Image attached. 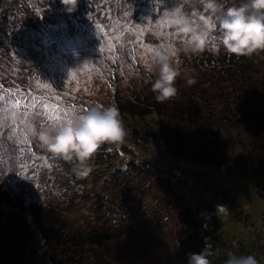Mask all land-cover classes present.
<instances>
[{
  "label": "rangeland",
  "instance_id": "rangeland-1",
  "mask_svg": "<svg viewBox=\"0 0 264 264\" xmlns=\"http://www.w3.org/2000/svg\"><path fill=\"white\" fill-rule=\"evenodd\" d=\"M53 1L27 2L29 9L35 4L41 21L38 27L34 25L35 29L31 34L33 42L27 43L26 49L0 54V94L5 93L6 89H11L12 94L16 95L17 90H21L19 95L27 98L29 102L31 92L38 96L46 95L63 108L75 105L77 111H85L92 106L114 104L113 96L116 103L121 101L131 103L132 100L146 98L156 75L146 68V63L151 61L154 52L146 51L149 46L155 50L162 45L172 46L174 49L172 59L179 68V74L174 81L177 93L165 99L162 108L156 109L153 113H146L143 117L120 114L126 136L118 144L109 143V156L104 157L101 165H98L105 168L103 172L99 168V172L93 174L96 178L92 182L87 180L86 185L77 187L75 204L69 215L70 221L80 226L85 225V222H89L87 226L98 225L93 230H97L99 226L102 230L104 226L116 229L118 226L115 225L118 222H126V225L135 229V234L131 235L137 240L140 239L141 228L147 221L146 246L139 248L145 258L136 257L133 263L146 264L148 260V264H163L169 253L175 250L176 239L184 235L188 229L185 225H177L176 218L171 215L164 220L167 234L164 236L165 245H157L152 240L153 236L163 240V219L154 220L155 212L149 211L151 196L145 197L142 194L153 182L148 178L144 179L142 170L134 165L157 158L161 163H174L186 170L187 176L180 185V190L194 196L193 206L201 197L216 206H225L223 210L219 209V218L227 236L242 240L246 244L264 243V198L257 193L254 186V176L258 170H255L253 164L250 166L252 170L249 172L246 170L247 174L243 177L234 174V170L229 167L222 168V165L232 166V159L239 163L238 169L244 166V161L237 159V156L226 157L220 162L221 166H218L208 164L203 157L201 161L188 160L181 157V154L176 156L166 150L165 145L168 144L166 126L177 129V125L183 120L179 118V114L174 113L177 101L186 105L185 111L188 116L191 115L195 123L202 122L205 127L216 126L220 129L231 127L237 136L241 132H247V127L250 126L247 122L237 120L240 113L234 105L223 112L225 104L221 91L234 92L235 100L238 91L234 90L232 82L217 74L215 67L203 64V58L215 56L212 37L210 36L208 45L203 50L187 52L183 48L182 34L172 35L173 28L161 23L164 21L166 9L183 5L184 10L191 13L200 5L188 8L185 7V0H117L110 7L98 11H82V14L70 15L72 18L68 17L66 22H60L53 15L54 10L50 8ZM128 3L131 8L128 7ZM123 5H127L126 11L130 13L127 17L124 16ZM89 12L91 20L88 17ZM84 17L87 19L86 22ZM97 23L103 24L113 36L116 34L113 29L119 31L121 25L130 26L133 31L127 32L125 29V40L116 42L120 51L115 52L110 47V40L101 36L99 32L96 34L94 25ZM181 56H186L189 60L181 62ZM242 60L247 61L250 67L264 72V50L254 58L251 55L248 59L245 57ZM229 67L233 69L236 78L241 80L244 72L237 70V62H230ZM69 69L74 70L69 72ZM189 80L192 82L189 83ZM45 84L52 87L45 88L43 87ZM143 88L147 89V93L142 97L139 93ZM2 103L0 101V105ZM40 111L41 109L37 108L27 117L28 123L35 125L37 129L42 123L47 124V118L40 116ZM235 125L238 127L234 128ZM28 138L32 141L31 151L28 150V146L17 143L11 126L0 128V179L5 183L6 190L12 193L15 190L21 192L30 190L32 196L39 200L53 194L60 195L62 199V189L57 188L60 183L50 173L57 171L59 162L65 158L47 150L37 137L29 134ZM235 139L238 141L236 137ZM230 145L236 147L232 142ZM21 147L25 148L23 154L19 152ZM236 148L241 149L240 146ZM106 158L108 160L104 161ZM249 158L248 156L247 159ZM117 164L131 168L127 171L124 169L117 171L116 176L114 173H106L108 167L113 169ZM99 175L101 176L98 177ZM12 177H20L19 184L11 181ZM127 182H131L137 188L133 198L127 197L132 200V205L124 206L121 205L122 202L118 201L115 204L113 200H108L114 183L125 186ZM14 185L16 189H13ZM86 192L88 194L84 197ZM14 219L11 228L1 227L0 233L9 238L14 237L16 246L21 241L22 246L29 248L30 252L34 249L30 258L32 264H55L52 259L57 257L52 254L49 245L45 244L30 218L24 212H15ZM122 225L127 227L124 223ZM128 234L122 238H126L125 241L130 244L133 241ZM263 248L264 245L260 250ZM116 249L121 253L120 246ZM120 261H125V258Z\"/></svg>",
  "mask_w": 264,
  "mask_h": 264
},
{
  "label": "trees",
  "instance_id": "trees-1",
  "mask_svg": "<svg viewBox=\"0 0 264 264\" xmlns=\"http://www.w3.org/2000/svg\"><path fill=\"white\" fill-rule=\"evenodd\" d=\"M33 1L40 3V0H0V54L16 49H26V44L33 42L31 34L35 29L34 25L38 27L41 21L40 13L35 10V4L32 9L27 6V2ZM116 1L78 0L76 9L69 13L65 10L61 0H54L50 4V8L54 10L53 15L57 20L66 22L68 17L72 18L71 16L80 15L84 11H98L110 7ZM185 2V7L188 8L199 4L198 0H185ZM240 2L241 0H225L226 6ZM122 8L124 13L127 5H123ZM86 21L87 19L84 17V22ZM263 50L258 49L250 54L238 56L227 52L223 47L219 49L214 47L215 56L203 58V64L210 65L211 68L215 67L217 74H221V78L232 82L234 90L238 91L237 100H235L234 92L226 90L222 93L221 91L225 104L223 112L234 105L240 113L237 120L250 125L247 127V132H241L236 136L231 127L220 129L216 126L205 127L202 122L197 124L185 111L186 105L177 101L174 113L179 114V118H183V120L181 124L177 125V129H170L166 126L165 135L168 144L165 146L167 152H172L173 155L181 154L183 158L197 161H201L203 157L208 161V164L218 166H221L220 162L226 157L237 156V159L244 161V166L238 169L239 163L232 159V166L222 165V168L229 167L238 176L244 177V174H247L246 170L248 172L252 170L250 166L253 164L259 173H255L254 186L257 193L264 198V129H261V127L264 128V117H261V115L264 116V72L250 67L247 61L242 60L245 57L248 59L251 55L254 58ZM180 60L183 62L189 59L186 56H181ZM194 60L196 59L194 58ZM235 61L238 66L237 70L244 72L241 80L236 78L233 69L229 67V63ZM150 89V93H147L146 88H143L139 93L142 97L147 93L144 100L116 103L113 96L112 102L116 106L120 104L117 107L121 115L143 117L146 113H153L164 105V100H157L151 86ZM213 120L215 119L213 118ZM237 127L235 125L234 128ZM231 142L236 147L240 146L241 149L230 145ZM108 146L109 142H105L97 148L88 162L91 170L86 174L82 172L83 165L77 159L71 161L62 159L57 171H51L50 175H54L55 180L57 179L60 183L57 188L62 189V199L60 195L53 194L51 197L39 200L32 196L30 190L23 192L15 190L12 193L6 190L5 183L0 179V228H11L15 222L14 213L24 212L39 230L45 244L51 248L52 254L57 257L52 259L55 264H134V258L144 257V253H141L139 248L146 246L147 221L144 222L145 226L141 228L140 239L137 240L131 235L135 234V229L126 225V222H118L115 225V227L118 226L116 229L104 226L102 230V227L99 226L97 230H93L98 225L87 226L89 222H85V225L82 226L74 225L69 218L75 204L77 187L86 185L87 180L92 182L96 178L93 174H96V171L99 172V168L102 172L105 169L98 165H101L104 157L109 156ZM248 156L249 159H247ZM107 160V158L104 159V161ZM134 166L142 170L144 179L148 178L153 182L150 188L142 194L145 197L151 196L149 197V200L152 201L149 211L155 212L154 220L163 219V240L156 236H153L152 240L157 245H165L164 236L167 234L165 233L164 220H167L171 215L176 218L177 225H185L188 229L184 235L176 239L175 250L169 253L170 255L163 261V264H188V254L202 250H205L209 264H225L229 253L237 255L250 253L256 257L259 264H264V248L260 250L264 243L246 244L242 240L227 236L219 218V209L216 204L206 198H199V202L193 206L194 196L180 190V185L183 184L187 176L185 169L174 163H161L157 158ZM130 168L117 164L113 169L108 167L106 173H114L113 175L116 176L117 171L122 169L127 171ZM261 168L262 171H260ZM100 174L102 175V173ZM12 180L19 184L20 177H12ZM111 188L108 200H113L115 204L118 201L122 202L121 205L124 206L133 204L129 198H133L134 192H137L134 184L127 182L125 186L123 184L118 186L114 183ZM13 189H16V185ZM11 193L12 195H10ZM87 194L86 192L84 197ZM122 223L127 227H124ZM108 230L109 232H107ZM127 234L133 241L130 244L125 241L126 238H122ZM14 239V237L9 238L0 233V264H32L30 258L34 249H31L30 252L29 248L22 246L21 241L16 246ZM118 246H120L121 253H118L116 249ZM16 250L17 253H15ZM122 258H125V261H120ZM146 261L148 264V260Z\"/></svg>",
  "mask_w": 264,
  "mask_h": 264
},
{
  "label": "clouds",
  "instance_id": "clouds-1",
  "mask_svg": "<svg viewBox=\"0 0 264 264\" xmlns=\"http://www.w3.org/2000/svg\"><path fill=\"white\" fill-rule=\"evenodd\" d=\"M65 10L73 12L78 0H61ZM199 8L191 13L183 5L165 10L164 22L174 34H182L183 48L187 52L203 50L210 36L213 47H223L236 55H247L264 49V0H241L239 4H225V0H198ZM173 47L162 45L154 50L146 63L149 72H155L151 87L157 100L175 96L174 83L179 68L172 59ZM74 69H69V72ZM192 81L189 80V83ZM16 107L0 110V122L16 123L22 120ZM27 135L37 137L42 146L65 159H77L83 165L82 172L90 171L89 161L97 148L105 142L118 144L126 136V130L115 104L92 106L85 111L71 110L59 120L41 124L39 129L29 123ZM225 206L218 205L223 210ZM188 264H209L205 250L188 254ZM225 264H259L253 254L229 253Z\"/></svg>",
  "mask_w": 264,
  "mask_h": 264
},
{
  "label": "snow or ice",
  "instance_id": "snow-or-ice-1",
  "mask_svg": "<svg viewBox=\"0 0 264 264\" xmlns=\"http://www.w3.org/2000/svg\"><path fill=\"white\" fill-rule=\"evenodd\" d=\"M128 7L131 8V5L128 3ZM129 12L125 11L124 16H129ZM88 17L91 20V13H88ZM161 23H165L161 21ZM95 32H99L101 36L111 41L110 47L114 49L115 52H119L120 48L117 47L116 42L120 41L123 42L125 40V29L127 32H132L133 29L127 25H121L119 31L113 29L115 32V36H113L112 32H109L103 24L97 23L94 25ZM172 35H175L172 33ZM138 38V36H137ZM129 43H135V41H129ZM122 46V43H121ZM102 49H100L101 51ZM155 49L149 46L146 51L152 52ZM45 88H51L50 84L43 85ZM21 90H17L16 95L12 94L11 89H6L5 93L0 94V101H2V105H0V110L4 109L5 107H16L19 108L21 111V115L23 117L22 120L17 121L16 123H8V122H0V128H7L11 126L12 133L17 137V143L21 145L28 146V150L31 151L32 141L28 138L27 129H28V121L27 117L30 112H34L37 108L41 109L39 115L47 118V124L49 122H54L59 120L63 117L66 113L71 110H76V106L72 105L67 108H63L59 103L52 102V99L46 95L38 96L29 92L31 96V102L23 96H20ZM44 124V123H42ZM25 151L24 147L19 149V152L23 154ZM34 154V153H33Z\"/></svg>",
  "mask_w": 264,
  "mask_h": 264
}]
</instances>
